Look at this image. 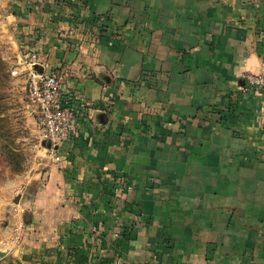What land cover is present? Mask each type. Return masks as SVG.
<instances>
[{
	"label": "crops",
	"instance_id": "obj_1",
	"mask_svg": "<svg viewBox=\"0 0 264 264\" xmlns=\"http://www.w3.org/2000/svg\"><path fill=\"white\" fill-rule=\"evenodd\" d=\"M0 18L94 107L0 199V264H264L246 80L264 74V0H0Z\"/></svg>",
	"mask_w": 264,
	"mask_h": 264
},
{
	"label": "rangeland",
	"instance_id": "obj_2",
	"mask_svg": "<svg viewBox=\"0 0 264 264\" xmlns=\"http://www.w3.org/2000/svg\"><path fill=\"white\" fill-rule=\"evenodd\" d=\"M4 20L0 18V199L10 195L18 178L47 149L41 143L26 97L25 61L31 52L20 44L26 35L10 30ZM5 186L9 190L2 192Z\"/></svg>",
	"mask_w": 264,
	"mask_h": 264
},
{
	"label": "built area",
	"instance_id": "obj_3",
	"mask_svg": "<svg viewBox=\"0 0 264 264\" xmlns=\"http://www.w3.org/2000/svg\"><path fill=\"white\" fill-rule=\"evenodd\" d=\"M25 63L26 97L34 114L39 138L52 161L59 162L57 151L80 136L84 124L92 120L94 107L78 91L68 89L58 71L42 68L35 53L29 54ZM246 80L249 87L261 95L264 114V74L247 75ZM115 235H120V229Z\"/></svg>",
	"mask_w": 264,
	"mask_h": 264
}]
</instances>
